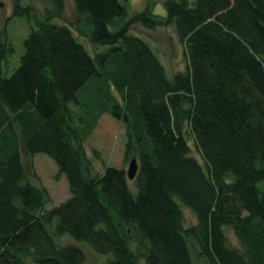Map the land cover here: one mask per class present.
Listing matches in <instances>:
<instances>
[{
	"label": "trees",
	"instance_id": "16d2710c",
	"mask_svg": "<svg viewBox=\"0 0 264 264\" xmlns=\"http://www.w3.org/2000/svg\"><path fill=\"white\" fill-rule=\"evenodd\" d=\"M21 1L12 16L34 26L9 75L0 26V264H84L81 248L57 241L65 234L110 254L105 264H264V0H165L164 15L72 0V23L53 20L64 0L43 12ZM135 24L173 26L185 69L168 76ZM102 113L125 126L131 179L86 156ZM22 149L55 161L66 199L45 208Z\"/></svg>",
	"mask_w": 264,
	"mask_h": 264
},
{
	"label": "rangeland",
	"instance_id": "374dc122",
	"mask_svg": "<svg viewBox=\"0 0 264 264\" xmlns=\"http://www.w3.org/2000/svg\"><path fill=\"white\" fill-rule=\"evenodd\" d=\"M13 0H0V26L4 29V35L12 43L14 51L8 56V75L15 69L20 62V57L24 53L23 40L29 34L31 27L34 26V20H28L26 15L12 16ZM165 0H127L125 6L127 13L131 15L134 12L142 11L147 5H151L153 14H165ZM31 2L40 12L46 8L52 7L51 3L46 0H22L24 5ZM76 18L74 5L72 0H64V7L60 14L56 15L53 20L57 23H72ZM130 32L143 38L155 51L160 62L168 76H172L177 71H182L186 67V58L184 46L178 40L173 26L157 25L153 29H145L140 25H132ZM79 35V34H77ZM82 38V37H81ZM83 39V38H82ZM78 40L91 52L96 49L85 39ZM101 47H98L97 50ZM126 131L124 124L113 118L110 114L102 113L98 119V123L93 129L90 136L84 143L86 156L90 159L94 170L101 172L105 165L117 168H127L129 159H124ZM191 145V153L199 157L194 148L193 142L188 139ZM96 152V153H95ZM96 154V155H95ZM22 161L25 169V177L32 183H40L48 190L51 201L45 208H51L66 199L69 195L67 180L64 175L56 177L57 165L53 159L44 153H37L30 156L22 149ZM203 164V163H202ZM129 186L134 191L129 181ZM258 186L264 190V181L259 182ZM185 222H192V214L185 210ZM55 221L51 225V229L55 227ZM227 239L231 244L238 245V241L229 229L225 230ZM61 244H72L81 248L85 255L84 264H105L107 256L96 253L92 247L84 240H77L72 236L65 234L57 238ZM144 261V260H143ZM142 264V261H141ZM145 264V262H144ZM195 264H205L201 260Z\"/></svg>",
	"mask_w": 264,
	"mask_h": 264
},
{
	"label": "water",
	"instance_id": "95a60500",
	"mask_svg": "<svg viewBox=\"0 0 264 264\" xmlns=\"http://www.w3.org/2000/svg\"><path fill=\"white\" fill-rule=\"evenodd\" d=\"M138 169V163L135 157L131 158L128 162V167L126 169V173L128 178H133L137 172Z\"/></svg>",
	"mask_w": 264,
	"mask_h": 264
}]
</instances>
